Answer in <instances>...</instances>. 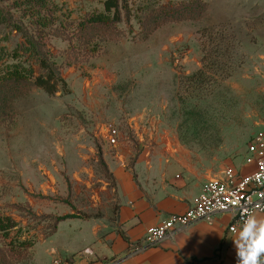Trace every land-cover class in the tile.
<instances>
[{"label": "rangeland", "instance_id": "374dc122", "mask_svg": "<svg viewBox=\"0 0 264 264\" xmlns=\"http://www.w3.org/2000/svg\"><path fill=\"white\" fill-rule=\"evenodd\" d=\"M101 1L53 0L70 20L102 10ZM129 1L134 9L141 4ZM202 1L205 17L165 24L146 40L134 20L99 29L98 53L83 59L68 41L49 35L46 49L70 93L49 96L25 84L0 91V214L21 229L11 246L0 232V264H50L48 238L62 217L112 221L117 187L109 164L118 155L171 159L180 180L201 190L242 162L250 138L264 131V0ZM213 25L226 27L223 37L233 32L239 46L226 36L222 64L235 71L210 82L205 71L202 78L196 74L203 29ZM0 30V37L8 32ZM17 42L12 32L3 44L12 49ZM141 117L153 131L135 132L129 119ZM108 122L120 133L115 148L104 137ZM150 137L155 150L145 148Z\"/></svg>", "mask_w": 264, "mask_h": 264}, {"label": "crops", "instance_id": "0c3cea01", "mask_svg": "<svg viewBox=\"0 0 264 264\" xmlns=\"http://www.w3.org/2000/svg\"><path fill=\"white\" fill-rule=\"evenodd\" d=\"M101 118H95L96 128L102 127ZM129 123L135 132L153 131L143 117L129 119ZM105 127L106 143L117 147L108 143ZM156 144L153 139L145 148L155 150ZM245 156L239 165L227 167L251 171L244 165ZM109 166L117 187L114 219L61 221L48 238L50 264L55 259L69 264H237L235 234L228 232L230 216L225 214L216 215L211 223L199 221L177 230L157 245L147 243L148 228L172 214L184 213L202 191L180 180L173 160L144 155L131 160L118 155ZM64 223L68 226L62 229Z\"/></svg>", "mask_w": 264, "mask_h": 264}, {"label": "trees", "instance_id": "16d2710c", "mask_svg": "<svg viewBox=\"0 0 264 264\" xmlns=\"http://www.w3.org/2000/svg\"><path fill=\"white\" fill-rule=\"evenodd\" d=\"M101 4L102 10L87 13L78 20H70V15L62 19V7L53 0H14L8 7L0 5V28L8 30L0 37V91L4 93L7 87L17 91L18 86L25 84L40 88L49 96L70 93L60 69L51 61L46 49L49 35L68 41L69 47L77 51L76 54L78 51L83 52L77 56L83 59L86 55L98 53L103 43L102 37L95 34L99 29L122 22L130 24L134 20L139 26L142 40H146L165 24L199 20L208 11L207 4L202 0H171L166 3H161V0H141L137 9L129 0H103ZM25 18L30 20L28 23L33 27L32 30L25 23ZM221 30H226V27L213 25L203 29L205 43L202 68L196 75L202 78L205 71V81L211 82L213 76L224 81L235 71L222 64L227 53V35L223 37ZM12 32H16L18 42L9 49L3 43H9ZM227 38L237 49L239 41L235 34L230 32ZM70 218L62 217L59 222ZM17 226L10 217L0 214V232L7 237L10 246L21 234Z\"/></svg>", "mask_w": 264, "mask_h": 264}, {"label": "built area", "instance_id": "2783aa9c", "mask_svg": "<svg viewBox=\"0 0 264 264\" xmlns=\"http://www.w3.org/2000/svg\"><path fill=\"white\" fill-rule=\"evenodd\" d=\"M107 141L112 146L119 144V131L112 122L106 124ZM244 165L253 168L249 172L226 167L220 176L209 180L201 193L184 213L172 214L146 231V241L154 246L175 231L196 222L211 223L216 215L230 216L228 232L235 234L242 225V213L255 209L264 214V131L254 134L247 145ZM52 264H69L55 259Z\"/></svg>", "mask_w": 264, "mask_h": 264}, {"label": "clouds", "instance_id": "9594fccd", "mask_svg": "<svg viewBox=\"0 0 264 264\" xmlns=\"http://www.w3.org/2000/svg\"><path fill=\"white\" fill-rule=\"evenodd\" d=\"M232 241L236 248L237 264H264V215L255 209L242 213V225Z\"/></svg>", "mask_w": 264, "mask_h": 264}]
</instances>
